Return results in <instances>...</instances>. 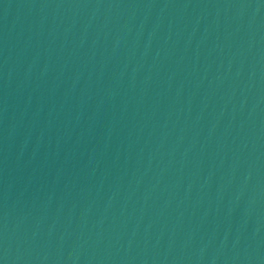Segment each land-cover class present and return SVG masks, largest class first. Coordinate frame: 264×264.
Listing matches in <instances>:
<instances>
[{
  "label": "water",
  "instance_id": "1",
  "mask_svg": "<svg viewBox=\"0 0 264 264\" xmlns=\"http://www.w3.org/2000/svg\"><path fill=\"white\" fill-rule=\"evenodd\" d=\"M0 264H264V0H0Z\"/></svg>",
  "mask_w": 264,
  "mask_h": 264
}]
</instances>
